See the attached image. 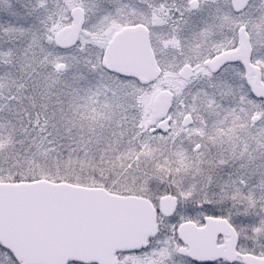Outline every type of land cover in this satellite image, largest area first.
<instances>
[{
    "label": "snow or ice",
    "instance_id": "1",
    "mask_svg": "<svg viewBox=\"0 0 264 264\" xmlns=\"http://www.w3.org/2000/svg\"><path fill=\"white\" fill-rule=\"evenodd\" d=\"M0 264H264V0H0Z\"/></svg>",
    "mask_w": 264,
    "mask_h": 264
}]
</instances>
